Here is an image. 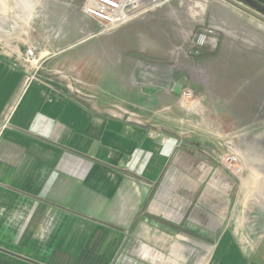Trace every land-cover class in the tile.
<instances>
[{
  "label": "rangeland",
  "instance_id": "374dc122",
  "mask_svg": "<svg viewBox=\"0 0 264 264\" xmlns=\"http://www.w3.org/2000/svg\"><path fill=\"white\" fill-rule=\"evenodd\" d=\"M121 4L111 23L92 0H0V62L165 132L159 196L186 260L264 264V22L224 0Z\"/></svg>",
  "mask_w": 264,
  "mask_h": 264
},
{
  "label": "crops",
  "instance_id": "0c3cea01",
  "mask_svg": "<svg viewBox=\"0 0 264 264\" xmlns=\"http://www.w3.org/2000/svg\"><path fill=\"white\" fill-rule=\"evenodd\" d=\"M170 139L0 62V264H193L164 224Z\"/></svg>",
  "mask_w": 264,
  "mask_h": 264
},
{
  "label": "built area",
  "instance_id": "2783aa9c",
  "mask_svg": "<svg viewBox=\"0 0 264 264\" xmlns=\"http://www.w3.org/2000/svg\"><path fill=\"white\" fill-rule=\"evenodd\" d=\"M97 2H99V5L102 6L103 12H99L98 10H96L95 14H98L100 17L108 20L111 23H114L115 21H118L120 19H115L113 15L110 14L109 10H113V9H117V5L119 4L120 0H96ZM114 5V6H112ZM108 9V11L106 10ZM107 11V12H106ZM203 40H201L202 42ZM28 54L30 56L33 55V52L31 50H28Z\"/></svg>",
  "mask_w": 264,
  "mask_h": 264
},
{
  "label": "water",
  "instance_id": "95a60500",
  "mask_svg": "<svg viewBox=\"0 0 264 264\" xmlns=\"http://www.w3.org/2000/svg\"><path fill=\"white\" fill-rule=\"evenodd\" d=\"M227 1L228 3L232 4L233 6L237 7L238 9L250 14L251 16L257 18L261 22H264V16L256 12L255 10L247 7L246 5L240 3L237 0H224Z\"/></svg>",
  "mask_w": 264,
  "mask_h": 264
},
{
  "label": "bare ground",
  "instance_id": "6f19581e",
  "mask_svg": "<svg viewBox=\"0 0 264 264\" xmlns=\"http://www.w3.org/2000/svg\"><path fill=\"white\" fill-rule=\"evenodd\" d=\"M93 2H95L98 6H100L99 5V2H97L96 0H92ZM261 1H263L264 2V0H261ZM121 2H122V0H120L119 1V4L117 5V9L115 8V9H113V10H109V12H110V14H113V13H115V12H117L119 9H121L122 8V4H121ZM88 3H89V1H88ZM201 9H203L204 8V5L203 4H201V3H198L197 4ZM112 6H114V5H112ZM101 7V9L103 10L104 8H102V6H100ZM125 9V8H124ZM121 11V10H120ZM115 16V15H114Z\"/></svg>",
  "mask_w": 264,
  "mask_h": 264
}]
</instances>
